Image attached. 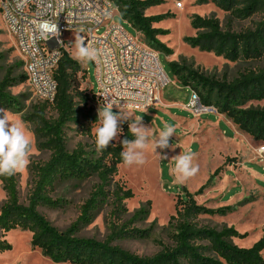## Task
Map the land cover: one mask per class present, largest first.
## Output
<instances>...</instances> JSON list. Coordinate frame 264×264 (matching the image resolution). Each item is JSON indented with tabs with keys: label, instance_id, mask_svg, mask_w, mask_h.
<instances>
[{
	"label": "trees",
	"instance_id": "1",
	"mask_svg": "<svg viewBox=\"0 0 264 264\" xmlns=\"http://www.w3.org/2000/svg\"><path fill=\"white\" fill-rule=\"evenodd\" d=\"M112 1L119 15L140 33L148 45L165 55L172 53L171 48L157 38L166 30L153 26V23L164 19L167 13H144L146 8L159 4L161 0ZM209 1L238 19L254 13H260L261 17L253 27L235 31L223 29L214 16L194 14L190 25L196 32L185 36L184 42L190 47L212 52L230 61L261 57L264 53V0ZM3 60L4 56L0 52V63ZM19 65H23L22 60ZM169 67L181 85L197 91L203 103L215 105L218 112L224 114L238 130L264 143V107L242 106L246 101L264 98V67L246 69L231 80L208 76L176 61H170ZM79 70V62L61 48V56L53 71L56 91L52 102H37L23 116L25 121L33 124L37 147L48 151L49 156L45 161L29 163L31 182L25 203L19 198L17 173L10 177L0 176L5 194L4 202L0 205V253L11 249V244L3 237L4 232L19 228L31 233L30 245L38 248L43 256L71 264H264V233L252 245L242 247L235 244L232 238L244 237L245 232L239 233L232 226L217 228L201 223V215L224 214L231 209L229 205L211 208L198 204L194 195L201 193L206 184L193 193L183 189V194L176 197L174 212L167 221L170 227L168 240H156L158 250L154 253L139 255L115 243L118 239L148 236L147 229H140L133 223L148 215L149 201L129 214L125 200L133 196V191L115 176L117 166L122 162L120 153L123 147L120 141L134 137L129 132L128 122H124L120 125L122 131L118 138L107 149L97 151L94 132L91 133L89 128L90 124L97 121V117L92 108H86L89 96L78 89L76 73ZM25 80V72H16L10 65L4 68L0 77L1 108L20 107L9 88ZM79 102L81 106H78ZM47 105L55 111L54 117L46 116ZM70 123L77 125L78 130L87 135L91 142H78L68 149L65 127ZM234 160L235 157H226L224 164ZM220 169L221 166L210 174L207 184ZM92 176L97 182L81 203L75 220L65 229L55 227L38 210L41 206L55 208L63 205L64 200L53 195L58 182L83 180ZM104 205L107 207L108 219L105 237L96 239L79 236V228L88 224L95 212Z\"/></svg>",
	"mask_w": 264,
	"mask_h": 264
},
{
	"label": "rangeland",
	"instance_id": "2",
	"mask_svg": "<svg viewBox=\"0 0 264 264\" xmlns=\"http://www.w3.org/2000/svg\"><path fill=\"white\" fill-rule=\"evenodd\" d=\"M144 13L146 15L167 13L164 19L153 23V26L166 30V33L158 35L157 38L172 50L170 55L158 52L159 62L168 76L169 82L161 88L159 99L148 107H113V112L121 110L128 114L130 118L129 121H126L128 123L142 117L141 123L150 129L151 137L145 150V163L125 166L121 162L117 166V175L115 176L133 191V196L125 200V206L129 214L139 206L144 205L146 201H149L148 215L133 223L140 229H147L148 236L145 238L118 239L115 243L139 255L154 253L158 250L156 240H168L170 227L167 225V221L174 212L176 197L183 194V189L193 193L206 184L201 193L194 195L195 201L211 208L229 205L231 209L224 214L201 215L199 220L203 224L217 228L232 226L239 233L245 232L244 237H233L232 241L239 246L248 247L264 233V181L253 182V179L248 180L243 170L251 167L264 176V171L261 170L262 165L257 162L253 163L248 158L254 151L252 148H257L264 143L258 142V146H249L248 141L236 133L223 117L214 113H202L198 116L201 120L218 124L220 135L207 129L181 132L178 127H175V133L169 141L173 147L167 149L157 148L155 150L152 141L158 136L165 123L174 126L175 121L171 116L172 114L186 118L190 117L191 119L196 117L190 111L180 108L188 98L190 87H185L176 80L169 67L170 61L191 66L208 76L227 80L233 79L238 73L246 69L264 67V53L257 59L230 61L212 52L190 47L184 42L183 38L194 35L196 32V29L190 25L192 15L214 16L219 20L223 29L230 28L238 31L253 27L254 23L260 19L261 14L254 13L247 18L238 19L232 17L229 12L220 9L209 0L202 2L199 0H161L159 4L146 8ZM112 20L122 26L133 38L139 41L142 40L137 30L118 13L112 16ZM75 37L79 36L73 33L63 36L64 49L71 57L75 50ZM0 52L4 56V60L0 63V77L4 68L8 65L14 67L16 72H24L23 65H19L21 58L14 46V41L4 28L1 19ZM79 64L81 70L76 73V80L79 83L78 89L89 96L86 101V108H92L98 120V110L105 105L100 104L92 95L97 91L94 66L91 61L79 62ZM9 92L18 100L20 107L13 109L0 107V109L3 110V114L8 116L10 122H22L30 135L32 139L30 162L45 161L49 156V152L37 147L33 134V124L23 119V116L30 111L31 106L37 102H42V100L32 91L26 80L11 86ZM75 100H77V97H75ZM81 105L82 103L79 102L78 106ZM242 106L264 107V98L246 101ZM45 112L47 117L55 116V111L48 105ZM192 122H194V119H192ZM95 126H97V121L89 125L91 133H93L92 129ZM236 130L242 133L240 130ZM192 133L203 137V150H198V142L192 145L191 143L188 144L189 136ZM78 142L87 144L91 142V139L82 134L77 125L70 123L65 127L66 147L71 149ZM187 146L190 147L189 151L196 154L194 164L199 166V171L183 184H178L174 181V177L169 170L174 166L173 158L182 152H187L184 151V147ZM237 147H243L252 153L250 152L248 156L245 155L241 167L239 164L241 159L238 156L229 163L233 165V169L236 171L230 168L224 169L225 164L221 162L222 155H232ZM163 156L167 158L163 159ZM219 166H221V169L212 176L207 184L210 174ZM17 177L19 198L22 203H25L31 182L28 166L24 171L17 172ZM96 182L97 179L94 176L83 180L60 181L56 184L53 195L64 200L63 205L55 208L41 206L38 210L55 227L65 229L77 217L81 203L86 199ZM4 199L5 194L0 184V205L4 202ZM106 208L104 205L98 209L92 220L79 228L78 235L103 239L108 233ZM125 218H128V216H125ZM30 236L29 231L19 228L4 232L3 237L11 244V249L0 253V264H71L53 261L43 256L38 248L30 245ZM262 255L264 259V251Z\"/></svg>",
	"mask_w": 264,
	"mask_h": 264
},
{
	"label": "built area",
	"instance_id": "3",
	"mask_svg": "<svg viewBox=\"0 0 264 264\" xmlns=\"http://www.w3.org/2000/svg\"><path fill=\"white\" fill-rule=\"evenodd\" d=\"M115 13L119 14L112 0H0V19L23 62L27 84L41 100L54 98L53 71L65 48L63 36L73 33L98 50L91 62L97 82L93 94L100 104L148 107L159 99L169 78L158 51L114 22ZM182 108L194 116L220 114L192 88ZM256 152L263 161L264 144Z\"/></svg>",
	"mask_w": 264,
	"mask_h": 264
},
{
	"label": "clouds",
	"instance_id": "4",
	"mask_svg": "<svg viewBox=\"0 0 264 264\" xmlns=\"http://www.w3.org/2000/svg\"><path fill=\"white\" fill-rule=\"evenodd\" d=\"M74 52L72 57L77 62L95 61L98 50L86 46L84 40L75 37ZM130 118L127 113L113 112V104L106 103L98 110L97 126L93 127L97 151H103L110 146V143L118 138L122 129L120 125ZM142 117L128 123L129 132L134 139H123L120 144L123 150L120 153L125 166L142 165L145 163V150L150 140V129L141 123ZM175 133V127L165 123L159 131L158 136L152 141L156 150L173 147L170 145V137ZM32 150V139L27 133L22 122H10L8 116L0 109V176L10 177L17 172L24 171L30 163ZM196 154L192 151L182 152L175 156L174 166L169 172L174 181L183 184L187 179L195 176L199 166L194 164ZM166 159V156L162 157Z\"/></svg>",
	"mask_w": 264,
	"mask_h": 264
},
{
	"label": "crops",
	"instance_id": "5",
	"mask_svg": "<svg viewBox=\"0 0 264 264\" xmlns=\"http://www.w3.org/2000/svg\"><path fill=\"white\" fill-rule=\"evenodd\" d=\"M159 97H160V92H159ZM180 108L183 109L182 105L180 106ZM219 115H220V117L224 118L226 123H228V124H230L232 126L233 130L236 133L240 134L241 137H244L248 141V143L250 144L249 146H258L257 143L259 141H256V140L252 139L249 135H247V134H245L243 132L239 133L236 130L237 127L227 117H225L224 114L220 113ZM171 116H172V118L175 121L174 122V127H178L181 132H186L188 130H192V132H193L194 130L207 129V130L213 131L217 135H220L219 134L220 129L218 127V124H214V123L206 121V120H201L199 118V116H196V117L192 118V119H194V122H192V119L190 117L186 118V117L179 116V115H176V114H172ZM216 119H218V118H216ZM249 139H251L252 141L249 140ZM195 142H198V150L199 151L203 150V146H204L203 137L201 135H196L195 133L194 134L192 133V135L189 136L188 144L191 143V145H192ZM239 146H241V145H239ZM179 148H181V147H179ZM252 149L255 152L253 151V153H252L250 151L252 153V154H250V152L247 151L245 148L237 147L232 155H222L221 162L223 163L224 162L223 160L227 156L228 157H233V156L236 157V156H238L241 159V162H239L240 167H241L243 165V160H245V155L248 156L250 154L248 156L249 160L253 161V163L257 162L258 164H261L262 165L261 166V170L264 171V160L263 161H259L258 158H257L256 148H252ZM189 150H190V147H188V146L186 148L184 147V151H189ZM224 166H225L224 169L225 168H230L233 171H236L235 169H233V165L225 164ZM243 172L247 175V179L248 180H252L253 179V182L259 181V180H263L264 181V176L261 173H258L256 171H254L251 167H248V168L244 169Z\"/></svg>",
	"mask_w": 264,
	"mask_h": 264
},
{
	"label": "bare ground",
	"instance_id": "6",
	"mask_svg": "<svg viewBox=\"0 0 264 264\" xmlns=\"http://www.w3.org/2000/svg\"><path fill=\"white\" fill-rule=\"evenodd\" d=\"M177 5V4H176Z\"/></svg>",
	"mask_w": 264,
	"mask_h": 264
}]
</instances>
